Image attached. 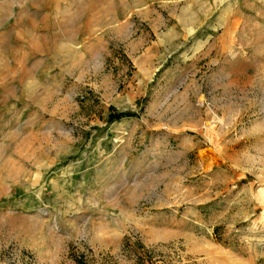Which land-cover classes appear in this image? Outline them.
<instances>
[{
    "label": "rangeland",
    "instance_id": "rangeland-1",
    "mask_svg": "<svg viewBox=\"0 0 264 264\" xmlns=\"http://www.w3.org/2000/svg\"><path fill=\"white\" fill-rule=\"evenodd\" d=\"M0 264H264V0H0Z\"/></svg>",
    "mask_w": 264,
    "mask_h": 264
},
{
    "label": "trees",
    "instance_id": "trees-1",
    "mask_svg": "<svg viewBox=\"0 0 264 264\" xmlns=\"http://www.w3.org/2000/svg\"><path fill=\"white\" fill-rule=\"evenodd\" d=\"M118 117H119V116H117V115H116V116H112V115H111L110 119L112 120V119H114V118L116 119V118H118Z\"/></svg>",
    "mask_w": 264,
    "mask_h": 264
}]
</instances>
